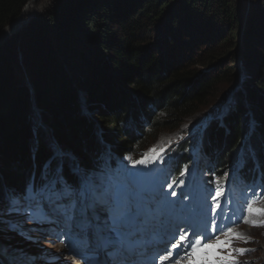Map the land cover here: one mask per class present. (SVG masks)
I'll list each match as a JSON object with an SVG mask.
<instances>
[{
  "label": "trees",
  "instance_id": "1",
  "mask_svg": "<svg viewBox=\"0 0 264 264\" xmlns=\"http://www.w3.org/2000/svg\"><path fill=\"white\" fill-rule=\"evenodd\" d=\"M27 1L0 0V43L16 31L3 35L5 28L25 21ZM239 7L238 0H62L33 19L22 36L36 49L39 73L21 75L14 93L8 66L14 40L0 52V185L22 189L32 173L39 175L53 143L86 167L106 149L117 156L135 153L149 139L180 128L222 80L241 83L233 91L237 104L210 124L200 136L202 145L219 155L220 165H214L220 169L250 152L264 166V0L244 25ZM180 33H187L179 43L188 54L170 60L168 54L180 46H165ZM192 36L197 40L187 42ZM233 48L238 55L229 57ZM248 48L262 56L255 60ZM78 62L83 68L75 80ZM245 65L256 70L239 80L237 70ZM29 98L43 122L53 125L51 141L31 118ZM247 118L254 119L248 126L252 135L244 130ZM193 136L173 146L176 166L175 156L188 160L200 140Z\"/></svg>",
  "mask_w": 264,
  "mask_h": 264
},
{
  "label": "snow or ice",
  "instance_id": "2",
  "mask_svg": "<svg viewBox=\"0 0 264 264\" xmlns=\"http://www.w3.org/2000/svg\"><path fill=\"white\" fill-rule=\"evenodd\" d=\"M50 151L39 175L31 176L22 189L0 185V234L15 233L33 240L26 222L56 225L65 247L78 246L85 264H155L147 259V249L164 235L176 242L166 250L167 255L159 257V264L181 254L186 257V264H240L233 253L253 250L232 247L234 240L247 243L250 238L228 227L229 223L237 222L245 209L233 212L230 201L222 205V186L217 187L211 204L205 195L202 200L184 196L190 203L178 205L168 200L167 193L159 199L142 175L114 169L108 153L86 167L58 145H52ZM149 151L158 158L164 149L157 151L154 146ZM132 163L143 164L144 159ZM66 168L69 175L65 174ZM215 182L221 184L219 179ZM257 187L264 191V186ZM249 191L257 195L255 189ZM246 212L264 216V207L249 200ZM243 222L254 227L264 225V219L246 217ZM217 233H223V238ZM212 236L215 239H210ZM172 249L180 251L173 253ZM55 259H46L44 264H55ZM36 261L26 250L0 242V264H36Z\"/></svg>",
  "mask_w": 264,
  "mask_h": 264
},
{
  "label": "rangeland",
  "instance_id": "3",
  "mask_svg": "<svg viewBox=\"0 0 264 264\" xmlns=\"http://www.w3.org/2000/svg\"><path fill=\"white\" fill-rule=\"evenodd\" d=\"M62 0H30L28 1L27 5L28 6L26 9L28 11V14L24 16V22L22 25H20L18 27V29H16V31H14L12 34L8 35L5 37V39L0 43V52L2 51V47L5 45V43H7V41L10 43V40H14V44H13V52L10 53V56L8 57V66L11 68L12 70V74L14 77H12V81H9L11 84L10 87V92L14 93V91L18 90L19 86V81H20V76L25 74V73H29V71L31 73L37 74L38 72V66H36L37 64V60L35 57V48L33 46H31L27 41L26 38H23L22 33L24 32V30L26 29V26L36 17H38L39 15H42V13L48 9H50L51 7L57 5L58 3H60ZM238 3H240V7H239V12L242 15V23L244 25V22L249 18H253L254 13L256 12V10H258L260 8V5H262V0H238ZM23 8H25V6H23ZM22 8V10H23ZM24 11V10H23ZM21 16L23 15L20 14ZM19 15V16H20ZM18 16V17H19ZM20 16V17H21ZM17 17V18H18ZM19 17V18H20ZM16 18V19H17ZM18 18V19H19ZM15 19V20H16ZM17 19V20H18ZM15 20H13L14 22H16ZM12 21V23H14ZM11 23V22H10ZM10 25V24H9ZM8 26V25H7ZM5 28V27H4ZM164 29V30H163ZM2 32V31H1ZM161 34H163L165 36V34L168 32V29H166V25L164 24V26L162 27V29L160 30ZM185 33H180V34H176V38L175 36L172 38V42L168 41V44L165 46V48L168 49L169 46H174V45H178L180 46L178 48V51L174 52V55L171 56L170 54H168V58L170 60H172L173 58H176V56L178 57L179 55H181V57H186L188 54V50L182 47L181 43H179L180 41L183 40V37L187 36V33L185 35H183ZM193 34V33H191ZM189 35V34H188ZM54 36H57L56 33L54 32ZM184 37V38H185ZM195 37V36H194ZM152 38L155 39V36L152 35L150 36V39ZM189 40H187V42H195L197 39L192 37L188 38ZM164 46V45H162ZM161 46V47H162ZM175 47V46H174ZM198 50V48H193L190 49L191 53H196ZM233 48L230 49L229 52V57L230 54L233 56L238 55V50ZM247 51H250L251 54L254 55V59H258L260 58L262 55H260V52L257 50H252L250 48L247 49ZM3 57L2 55H0V58ZM80 64V65H79ZM76 68H75V74H73V79L75 80H79V72L82 70L83 66H81L82 64L78 62V64H75ZM231 65V70L230 73L234 72L235 69H233L235 66L234 64H230ZM200 67V66H199ZM199 70H204V67H200ZM256 70V66H253L251 69L247 68V65H245V70H237L238 74H239V80H243L247 74L250 73V75H252ZM217 71V70H216ZM214 71V72H216ZM242 71V72H241ZM241 72V74H240ZM32 75V74H31ZM32 75V76H34ZM82 75V74H81ZM226 78V77H225ZM223 81V80H222ZM218 83L217 86H215L212 90V92L210 93V96L206 99V103L202 106H200L199 111L190 116L191 118L188 119L187 121H185L183 123V125L180 126V128L173 130L172 132H163L161 134H158V138L154 139V140H148V142L146 143H142V145H140L137 149L136 152L133 153H129L126 157L127 160L129 162H133V160H137L138 157L140 155H142V153H146L149 152L150 149H152L154 146L155 148L158 150H160L161 148H165L167 150L168 148H173L172 146H176L179 145V142L181 140V138H191L194 139L196 138L193 135H200V134H204L207 130V128L210 126V124H212V122L217 118L218 120H221L220 118H223V116H225L227 114V112L229 113L234 106L237 104L236 100L233 98V91L236 89L239 90V86L241 85V83H237L235 85H230L229 83H226L225 81ZM26 86H28L27 88H29L28 85V81H25ZM75 87V86H74ZM13 91V92H12ZM10 93V94H11ZM51 94V93H50ZM34 95V94H33ZM79 98H82L81 94L78 95ZM241 96V94H240ZM33 98V96H32ZM30 100V104L33 106L30 107L29 109V113L31 115V118L36 119V123H38V127L39 125L41 127H39L41 130H43L42 134L46 137V134L48 135V139L51 141L50 139V134H51V128H52V124L50 123V120H46V122H43V119L40 116V112L39 109H37V105H35L34 101ZM246 100L241 99V103L242 105L246 104L245 103ZM246 107V105H245ZM230 108V110H228ZM228 110V111H227ZM249 115V114H248ZM247 115V116H248ZM96 117V114L93 113V115H90V119H94ZM50 119V118H48ZM248 119V118H247ZM254 121V119H248L247 120V129L246 127L244 128V130H246V133L248 134L251 131V134L254 133L252 130H250V128H248L249 125H251V123ZM35 122V120H33V123ZM246 124V123H245ZM101 125V124H100ZM40 130V131H41ZM198 141V140H197ZM196 141V144H198ZM57 145L56 143H53L52 145ZM60 147V146H59ZM63 149V148H62ZM173 149H168V151H172ZM66 152H68L67 150H65ZM236 157H238V154L233 156L232 159H236ZM133 167H135V165H133ZM129 170L127 168H124V170ZM180 194L176 197L179 198ZM259 207H264V199L261 202V204L259 205ZM248 216L247 218L249 220H258V219H264V216H258V218L253 217L252 215L246 213ZM256 216V215H254ZM244 220V219H243ZM243 220L240 222V224L238 225V227L234 230V231H238V229L240 227L243 228V230L246 232V234H249L252 237H260V236H264V225L259 226V227H255L254 226H249L250 224L248 223H244ZM25 227L30 229V234L32 236H34L33 240L34 242H29L26 243L25 241V245H26V249H30L31 254H33L36 258V264H44V261L46 259H50L55 257V264H82L81 261H84L81 256L78 254L80 248L76 245H70L69 247H65V243L64 240L60 237L59 235V229L56 225H50V224H42V225H32L30 222H26ZM249 228L252 229L251 232H249ZM4 235L6 234H11V233H3ZM6 237V236H5ZM5 237L0 234V242L1 241H5ZM9 239V237H8ZM29 241V240H28ZM249 245V242L247 243H237L235 244V247H239V245ZM24 245V247H25ZM72 246V247H71ZM77 247V248H75ZM47 253V255H46ZM247 255L245 257H240V263H241V259H244L243 262L245 264V262H248V264H264V237L260 240L259 243H257V251H256V258H251V254L248 252H244ZM240 256V254H239Z\"/></svg>",
  "mask_w": 264,
  "mask_h": 264
},
{
  "label": "bare ground",
  "instance_id": "4",
  "mask_svg": "<svg viewBox=\"0 0 264 264\" xmlns=\"http://www.w3.org/2000/svg\"><path fill=\"white\" fill-rule=\"evenodd\" d=\"M29 9L25 10V13H28ZM22 18L19 19L17 21L16 24L12 25L11 27H7L5 28L3 35H5L6 33H10L13 30L17 29V27H19L21 25ZM12 23V22H11ZM10 24V23H9ZM202 134L199 135V139L197 141L198 144L192 146L189 149V153H188V160L182 159V158H178L177 156H175L176 162H177V166L174 164L172 165V162L170 161V159H172V155L174 154V151H170L167 152L165 154H163V158L161 159L160 157L155 158V160H153L152 162H150V165L153 164L154 167L151 168V170L154 172L151 176L147 174V171H144V175L143 177L146 179V181L148 183H151L152 185L157 186L163 193H167L168 197L170 199V201H176L179 205V201L176 200L175 198H173L172 193L175 192L176 190H173L171 192H169L165 186V184H168V180H170L173 184L177 185L178 188L181 189L180 184H179V180L181 179L182 176H184L186 173H188V175L193 178L195 180V188L199 191H214L217 184H216V180L219 179L221 181V186L224 188V193L230 195L232 197V199L234 200V204L232 205L231 210H236L238 208H240L243 204V200L242 198H234L232 195V191H234L235 189H238L237 186H233L231 182H235L238 180L237 177H240L241 174L244 173H249V177H251L253 174L256 173V170H258L261 166H258L257 168H254V166L251 164V160L254 159L255 157L252 155L253 153L250 152L251 155H248V157L245 154H241L238 155L237 159L234 161V163L227 169H220L219 167H215L213 164L216 163V165H220L219 164V155L216 156L215 153H212V151L208 152L205 150L203 144V139L200 137ZM181 143V141L179 142V144ZM196 143V142H195ZM174 146V145H173ZM172 146V147H173ZM167 149H173V148H168ZM159 151V150H158ZM152 152H146V154L148 155L149 159H150V154ZM240 153V152H239ZM105 154V153H103ZM111 159V166L115 169V168H120L121 170L123 168H127L129 169V171L132 172H137L138 174L142 175L141 173H139V166H135L133 167V163L129 162L125 157L128 154H124L123 156H117L116 154H114L113 152H109ZM154 154V153H152ZM155 155V154H154ZM260 156L264 157V154H260ZM249 159V161H248ZM245 160L247 161L245 163ZM133 161H137V160H133ZM157 162H164V164L166 163V165L171 166V168L169 170H167L164 167H158L156 165ZM119 163V166H113V164H117ZM136 165V164H135ZM150 165H146L145 166V170H147L148 168H150ZM172 166H176V167H172ZM187 170V172H186ZM230 171L233 173L234 176H236V178H233L232 175L230 174ZM162 176H159L158 178H156L155 176L158 174H162ZM225 173H228L229 175L226 177ZM66 175H69L68 170L66 169L65 171ZM32 176L34 175L33 173L31 174ZM262 176L264 177V173L262 174ZM30 179V178H29ZM257 181V180H256ZM208 182V183H206ZM262 185L264 186V181L262 183ZM242 187V186H241ZM243 188V187H242ZM251 189V188H250ZM151 190L155 193L154 189L151 188ZM239 190V189H238ZM255 191H257V193H263L264 191H261V188H258V190L255 189ZM156 194V193H155ZM176 195L178 196L179 193L176 192ZM243 196L248 197L245 192L243 191ZM240 196V195H239ZM189 204V203H186ZM219 211V210H218ZM247 212L244 211L245 217H247L248 215L246 214ZM255 218H258V216H254ZM235 225H231V223L228 224V227L233 228L234 230L238 227V225L240 224V220H237V222L234 223ZM250 226V225H249ZM209 227H211V224L209 225ZM251 227V226H250ZM252 228V227H251ZM249 228V232L252 231V229ZM255 228V227H254ZM239 233H242L244 236L249 237V245H239V247H235V244L237 243H245L242 240H234L232 247L236 248V249H253L252 251H246L247 253L249 252L251 254V258L257 259L256 258V251H257V243L260 242V240L264 237V236H260V237H252L249 234H246V232L243 230L242 227H240L238 229ZM179 235V233H178ZM217 235H220L221 238H223V233H217ZM163 243H159L158 246H154V249L152 250L153 253H155L158 256H165L167 255V251L168 249H170V246L172 243H175V240H171L169 236L164 235L162 236V238L160 240H163ZM72 247V246H71ZM173 253L180 251L178 249H172L171 250ZM241 255V254H240ZM233 256L235 257L236 260H238L240 262V256L239 253H233ZM244 259H241V263L240 264H244L243 262ZM179 261V264H186V257H183L182 254L181 256H176L175 258H169V260H167L165 262V264H177V262ZM82 264H85V260L81 261ZM159 264V263H158Z\"/></svg>",
  "mask_w": 264,
  "mask_h": 264
},
{
  "label": "water",
  "instance_id": "5",
  "mask_svg": "<svg viewBox=\"0 0 264 264\" xmlns=\"http://www.w3.org/2000/svg\"><path fill=\"white\" fill-rule=\"evenodd\" d=\"M28 1H30V0H28ZM28 1H27L24 5H26V4L28 3ZM24 5H23V6H24Z\"/></svg>",
  "mask_w": 264,
  "mask_h": 264
}]
</instances>
